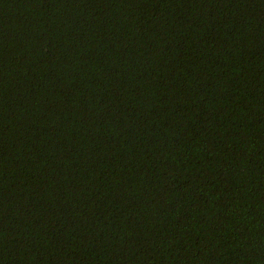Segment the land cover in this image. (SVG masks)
Listing matches in <instances>:
<instances>
[{"label": "trees", "instance_id": "trees-1", "mask_svg": "<svg viewBox=\"0 0 264 264\" xmlns=\"http://www.w3.org/2000/svg\"><path fill=\"white\" fill-rule=\"evenodd\" d=\"M0 264H264V0H0Z\"/></svg>", "mask_w": 264, "mask_h": 264}]
</instances>
